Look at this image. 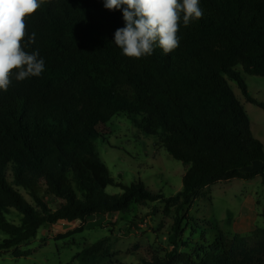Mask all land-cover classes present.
Listing matches in <instances>:
<instances>
[{
  "label": "trees",
  "instance_id": "16d2710c",
  "mask_svg": "<svg viewBox=\"0 0 264 264\" xmlns=\"http://www.w3.org/2000/svg\"><path fill=\"white\" fill-rule=\"evenodd\" d=\"M200 6L202 19L187 27L181 23L177 49L165 55L156 48L140 59L125 57L115 46L114 32L124 26L122 9L108 11L103 0H43L25 18L29 34L36 33L28 51L39 50L45 71L23 81L13 78L8 90L0 91V233L5 236L0 254L29 256L31 251L18 247L44 226L81 223L54 239L66 240L84 230L108 229L105 218L129 214L132 204L159 202L165 214L175 216L172 249L161 257H142L140 264H264V228L246 237L218 233L208 248L182 251L190 244L180 241L181 221L194 219L180 213L204 189L257 177L264 185V146L253 138L229 85L235 82L246 102L264 110L242 78H264V0H200ZM120 113L184 165L176 195L165 198L140 180L123 186L110 175L95 141ZM108 186L122 192L109 196ZM12 213L17 223L9 221ZM114 256L107 236L83 246L73 260L102 264Z\"/></svg>",
  "mask_w": 264,
  "mask_h": 264
},
{
  "label": "rangeland",
  "instance_id": "374dc122",
  "mask_svg": "<svg viewBox=\"0 0 264 264\" xmlns=\"http://www.w3.org/2000/svg\"><path fill=\"white\" fill-rule=\"evenodd\" d=\"M242 78L250 96L264 107V78L247 74H242ZM229 85L246 113L253 138L264 146V110L246 102L235 82L230 81ZM106 127L108 133L102 134L95 141V146L116 182L129 186L140 180L148 190L165 198L181 191L185 167L158 145L155 137L142 135L122 113L114 116ZM6 175L11 181L10 168ZM121 192V188L114 186L105 189L109 196ZM202 194L189 209L180 213V218L187 216L194 219L189 222L183 219L180 224L184 231L180 241L190 244L187 249H182L186 253L199 246L208 248L218 233L228 237L235 235L237 230L235 232L233 229L234 223L242 215L247 216L245 209L249 206V200L258 201V214L264 212V185L259 177L250 181L234 179L219 182L204 189ZM174 218L173 213H164L162 203L132 204L129 214H111L105 218L108 229L84 230L72 238L55 241L58 235L81 228L79 222H59L42 227L29 243L18 247L21 251H31L29 256L17 258L12 251L4 252L0 254V264H78L73 256L83 246L107 236L110 237V252L115 256L108 261L103 260L102 264H140L142 257H161L172 249L170 238ZM8 219L13 223L18 222L15 213L9 215ZM254 226L264 228V217L258 216ZM108 230L112 231L111 235ZM241 236H249V233H241ZM4 238L0 233V240ZM178 249L181 250V247Z\"/></svg>",
  "mask_w": 264,
  "mask_h": 264
},
{
  "label": "clouds",
  "instance_id": "9594fccd",
  "mask_svg": "<svg viewBox=\"0 0 264 264\" xmlns=\"http://www.w3.org/2000/svg\"><path fill=\"white\" fill-rule=\"evenodd\" d=\"M43 0H0V91H7L13 78L23 81L45 71L39 50L28 51L36 33L28 32L26 17ZM108 11L121 10L124 26L114 32V44L127 58L151 56L156 48L165 55L179 47L181 23L187 27L202 19L200 0H103Z\"/></svg>",
  "mask_w": 264,
  "mask_h": 264
},
{
  "label": "crops",
  "instance_id": "0c3cea01",
  "mask_svg": "<svg viewBox=\"0 0 264 264\" xmlns=\"http://www.w3.org/2000/svg\"><path fill=\"white\" fill-rule=\"evenodd\" d=\"M249 206L245 209L247 216L242 215L239 219H237V223H234V231L236 234L241 235V233H252L257 228L254 224L257 221L258 216L264 217V212L262 214H258L256 209H258V201L257 200H249ZM249 214V215H248Z\"/></svg>",
  "mask_w": 264,
  "mask_h": 264
}]
</instances>
